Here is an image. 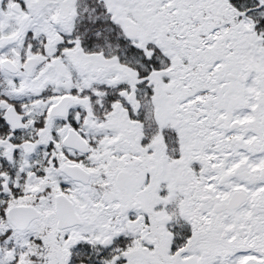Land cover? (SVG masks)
I'll return each mask as SVG.
<instances>
[{
    "label": "snow or ice",
    "instance_id": "snow-or-ice-1",
    "mask_svg": "<svg viewBox=\"0 0 264 264\" xmlns=\"http://www.w3.org/2000/svg\"><path fill=\"white\" fill-rule=\"evenodd\" d=\"M0 264H264V0H0Z\"/></svg>",
    "mask_w": 264,
    "mask_h": 264
}]
</instances>
